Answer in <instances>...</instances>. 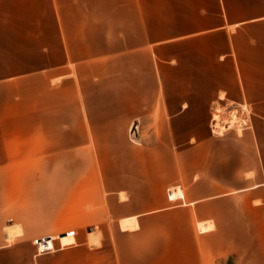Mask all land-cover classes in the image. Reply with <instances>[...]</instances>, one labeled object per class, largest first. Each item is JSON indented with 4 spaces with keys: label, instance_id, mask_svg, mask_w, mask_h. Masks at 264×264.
<instances>
[{
    "label": "crops",
    "instance_id": "crops-1",
    "mask_svg": "<svg viewBox=\"0 0 264 264\" xmlns=\"http://www.w3.org/2000/svg\"><path fill=\"white\" fill-rule=\"evenodd\" d=\"M257 55L264 0H0V264H264ZM219 97L261 101L257 137L213 135ZM83 152L97 182L68 184ZM33 161L56 163L60 205L98 195L101 237L17 219Z\"/></svg>",
    "mask_w": 264,
    "mask_h": 264
},
{
    "label": "rangeland",
    "instance_id": "rangeland-1",
    "mask_svg": "<svg viewBox=\"0 0 264 264\" xmlns=\"http://www.w3.org/2000/svg\"><path fill=\"white\" fill-rule=\"evenodd\" d=\"M244 36L245 37L242 40L247 41V35L245 34ZM249 36L251 35L249 34ZM257 61H261L260 63H262L264 62V58L257 55ZM256 68L257 76H255L259 77L260 79L263 78V64L258 65ZM249 69L252 71L253 67H249ZM250 87L251 94H256V96H258L259 94L263 93V84L260 80L255 81V83L251 82ZM241 90H243V88ZM259 102L253 103V101L249 98L247 99V97L236 101H232V99H227L226 97L214 99L211 103L210 121V129L213 135L223 136L231 130L238 133L246 130H252L254 137H257L255 122L257 123L263 121V114L256 112L257 105L262 104ZM214 122L220 124L221 127L218 129L221 130V133L214 131ZM223 125H226L227 127L223 128ZM140 132L141 126L133 122L129 127L130 137L133 140H136ZM87 153L88 152H83L84 155L81 158V161L75 163V165L80 166V169L75 172V178L70 177L71 172H66V170L71 168L72 163H62L65 174H68V176L64 178L66 182H69L68 184H72L71 181H73L74 184H77L78 181L82 182L84 178L87 180V175H93L90 180L92 185L94 182H97L94 172L89 169L87 170V168L92 164ZM31 164L33 171V176L31 179V192L29 190L28 192L26 191L25 193L16 195L15 201L17 219H26L29 229L32 230V232L41 233V236L46 234L48 235L52 232L66 233L68 231H74L75 234L85 235L84 240L91 244L88 238L89 232L95 229L100 232L101 237L102 230L104 229L102 223L105 224L106 216H104L103 211H99L98 209L93 210L95 205H93V203L96 202L95 206H97V203L100 201L97 198L98 195L86 192H81L79 194L62 193L57 195L58 198L62 197L63 199V204L60 205V202L57 203L55 201L56 195L54 193H45L44 190V187L50 185L51 181H53L54 184V171L56 168V163L33 161ZM12 183H15L17 186H22L24 184V179H12ZM64 184L66 185V183ZM86 187L81 189L86 190ZM95 196L96 198L94 199ZM62 208L65 224L61 226H55V223L62 217L59 215V212L57 215L56 211H60ZM19 228L21 229L20 225ZM33 244L35 245V243ZM58 247H60V244L58 241H56L55 246L50 250H54Z\"/></svg>",
    "mask_w": 264,
    "mask_h": 264
},
{
    "label": "bare ground",
    "instance_id": "bare-ground-1",
    "mask_svg": "<svg viewBox=\"0 0 264 264\" xmlns=\"http://www.w3.org/2000/svg\"><path fill=\"white\" fill-rule=\"evenodd\" d=\"M235 115V114H234Z\"/></svg>",
    "mask_w": 264,
    "mask_h": 264
}]
</instances>
